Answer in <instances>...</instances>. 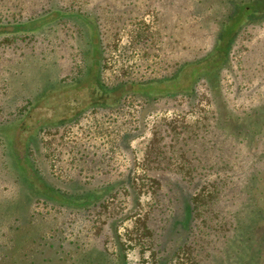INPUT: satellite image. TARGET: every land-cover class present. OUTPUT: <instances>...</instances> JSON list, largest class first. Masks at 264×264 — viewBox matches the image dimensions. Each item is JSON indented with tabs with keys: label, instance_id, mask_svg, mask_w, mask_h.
Here are the masks:
<instances>
[{
	"label": "rangeland",
	"instance_id": "374dc122",
	"mask_svg": "<svg viewBox=\"0 0 264 264\" xmlns=\"http://www.w3.org/2000/svg\"><path fill=\"white\" fill-rule=\"evenodd\" d=\"M201 3L0 0V18L68 13L35 35L0 21V264H157L195 195L193 235L169 264H229L236 213L250 226L264 209V6L239 11L214 75L175 89V72L219 44L226 4ZM120 103L140 111L131 141L128 126L65 111ZM111 128L120 143L104 144Z\"/></svg>",
	"mask_w": 264,
	"mask_h": 264
},
{
	"label": "trees",
	"instance_id": "16d2710c",
	"mask_svg": "<svg viewBox=\"0 0 264 264\" xmlns=\"http://www.w3.org/2000/svg\"><path fill=\"white\" fill-rule=\"evenodd\" d=\"M235 1H237L235 4ZM248 2V3H245ZM217 4H226L227 9L225 10V20L222 21L221 25L223 26L221 34H219L220 36V40H219V44L217 45V47L215 48V50L213 51V53L209 56H207V58H205L204 60L200 61V62H196L194 64H190L187 65L185 64L184 66H181L174 74V78H172L174 81V88L175 89H180V88H184V90L188 89L191 90L196 83L198 82V79H200L199 77L201 75H205V76H211L214 75V72L216 71V69L220 66L219 63L221 61V55H223L224 53H228L230 50V44L229 42L226 40L227 36L232 33L235 32V30L232 29V25L233 24H239L240 25L242 23V19L245 16L241 17V14H247V15H252L256 9H259V5L260 7L264 6L263 1L261 0H202L201 6L199 7V11H206L208 8L214 9L215 7H217ZM228 5V6H227ZM67 9H62L61 7L58 8H50L47 11H44L42 14L39 15H32L30 17H27L25 15H22L21 12L24 11L23 9L17 11H13L11 14H8V16H3V18H0V21H3L5 24H1V26H3L4 28H7V33H13L15 35H19V34H31V35H35L36 33H40L43 31L46 23H47V19L50 16H54V19H56V21H59L61 19H63V17L65 15H68V13H66ZM239 11H241V14L239 15ZM73 14V13H72ZM218 14L217 12H214V14L211 16L212 18L216 17ZM49 16V17H48ZM78 18V17H77ZM76 18V19H77ZM240 18V19H239ZM80 20L83 21L82 18H80ZM84 23V22H83ZM91 25V24H90ZM92 27V25H91ZM99 37V34H98ZM226 40V48L225 50H223V48L225 46H223V48H221V45H223V42ZM226 56V55H225ZM227 58V57H226ZM138 88H133L132 91L136 92ZM84 96L87 94V92H83ZM68 97V96H67ZM86 100V99H85ZM125 101V100H124ZM124 101H122L121 103H123ZM88 102V101H86ZM117 107V105L115 106H111V105H101V106H93L91 109H87V105L83 106H77L74 108H66V114L67 116L70 117V120H72V123L76 122V123H80L83 119L90 117V116H96V115H103L105 118V120L109 121V123L113 122L114 125H116V128H120V126L123 124L125 126L129 127L130 133H128V141H131L133 138H131V133H133L134 131V127L137 125V127L139 125H141V121H140V117H139V113L140 111H136V110H130L129 111V115L128 116H121V112L123 110L124 104H121ZM149 104L151 103L150 101L148 102ZM131 109V108H130ZM65 114V112H64ZM256 113L254 115H251L250 118H254L256 117ZM264 118V116H263ZM261 118V119H263ZM225 119V118H224ZM228 119V118H227ZM69 120V118H68ZM221 120V118L219 119ZM228 121V120H227ZM263 128H264V119L263 121H261ZM74 125V124H73ZM111 126V125H110ZM119 126V127H118ZM1 129L5 126H0ZM63 128H67V124L65 126H62ZM111 128L110 131L107 132L108 137L111 138H106L104 141V144H111L113 141V137L114 133L117 132V129H113ZM249 133V132H246ZM113 134V135H112ZM118 134V132L116 133V135ZM121 134V133H120ZM115 135V136H116ZM119 135V134H118ZM117 135V136H118ZM127 135V133H126ZM125 134L123 135L124 137L126 136ZM130 135V136H129ZM122 136V137H123ZM127 137V136H126ZM245 137H248L247 134H245ZM118 139H115L116 143H118L119 141L121 142L120 139L121 135L117 137ZM83 139L78 140V143H84L82 141ZM87 143H89L88 138H86ZM63 141L65 143L66 141V137L64 136ZM100 140L101 143L103 142ZM119 142V143H120ZM152 142V141H151ZM114 144V143H112ZM82 145V144H81ZM81 145L77 146L75 145V150L74 151H79L81 154L80 157V161L84 162L85 158L87 156H85V151L83 150V148L88 149L87 147H85V145H82L83 147H81ZM116 149H114L113 151H115ZM65 155H62L60 157V160L62 161V159L64 160ZM134 162H129L128 164V169L126 168V175H135L136 174V170L138 169L137 166H141L140 162H138L136 159H133ZM138 162V163H137ZM60 163V162H59ZM86 163V162H85ZM123 163V162H122ZM61 164V163H60ZM90 170L92 168H89ZM68 170H71L70 168ZM92 173H95L94 170H91ZM53 190H58V187H53ZM52 193V192H51ZM198 195L194 196L191 200V202L187 203L186 205V214L183 216V225L187 226L186 229L184 230V235L182 236L181 231L179 230V223L176 224V226H174V228H172L171 230V235L169 238H178L176 239L177 242H175L173 239H170L172 242L171 246H168V244L164 245H160L157 246L158 247V251H157V256H158V262L157 264H169L170 262H172V260L176 257V255L178 254V252L182 249L187 247L186 242L183 243L181 242L182 240L186 239L187 236V240H190L191 236L193 235V227L190 224L191 220L193 219V214L196 212V209L198 208V206H196L193 201L194 199H197ZM194 203V204H193ZM246 211L243 209L242 214L238 215L236 213L235 215V219L236 221V226L235 227V233H234V238L235 236H238L239 233H243V235L241 236L240 234V239L238 242H236V240L232 243V245L230 244L229 248H232L234 245L236 244L238 249L235 253V255L233 256H229V254H227L229 256V258L231 257V259H228V263H232V259H235L237 264H264V209L263 208H259V211L257 213V221L256 223H253L252 225L249 226V222L248 220H246L248 218V214H245ZM179 240V241H178ZM174 243V244H173ZM4 246V245H2ZM1 247V245H0ZM3 248H0V260L2 261V253L4 250H2ZM227 256V257H228ZM242 258V259H241ZM241 259V260H240Z\"/></svg>",
	"mask_w": 264,
	"mask_h": 264
}]
</instances>
